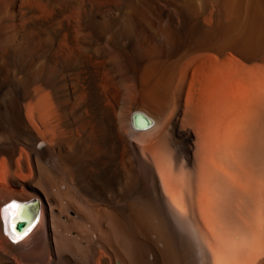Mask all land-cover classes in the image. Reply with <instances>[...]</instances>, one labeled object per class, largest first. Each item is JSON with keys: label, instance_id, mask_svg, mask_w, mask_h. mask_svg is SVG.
Segmentation results:
<instances>
[{"label": "bare ground", "instance_id": "obj_1", "mask_svg": "<svg viewBox=\"0 0 264 264\" xmlns=\"http://www.w3.org/2000/svg\"><path fill=\"white\" fill-rule=\"evenodd\" d=\"M12 203L0 264H264V0H0Z\"/></svg>", "mask_w": 264, "mask_h": 264}, {"label": "water", "instance_id": "obj_2", "mask_svg": "<svg viewBox=\"0 0 264 264\" xmlns=\"http://www.w3.org/2000/svg\"><path fill=\"white\" fill-rule=\"evenodd\" d=\"M134 121L136 122V120H142V124L140 125H136V127H137V129H146L148 126H149V121L147 120V119H145V118H143L142 116H139V115H136L134 118Z\"/></svg>", "mask_w": 264, "mask_h": 264}, {"label": "snow or ice", "instance_id": "obj_3", "mask_svg": "<svg viewBox=\"0 0 264 264\" xmlns=\"http://www.w3.org/2000/svg\"><path fill=\"white\" fill-rule=\"evenodd\" d=\"M10 207H12V208H16V207H22V206H18V205H16L15 203H13L12 205H10ZM0 211H2V210H0Z\"/></svg>", "mask_w": 264, "mask_h": 264}]
</instances>
